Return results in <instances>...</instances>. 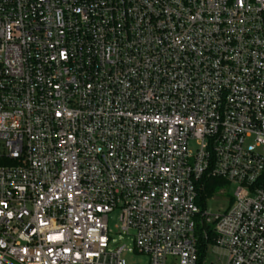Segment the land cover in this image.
Masks as SVG:
<instances>
[{
    "label": "built area",
    "instance_id": "obj_1",
    "mask_svg": "<svg viewBox=\"0 0 264 264\" xmlns=\"http://www.w3.org/2000/svg\"><path fill=\"white\" fill-rule=\"evenodd\" d=\"M114 210L148 264H264V0H0V264H126Z\"/></svg>",
    "mask_w": 264,
    "mask_h": 264
},
{
    "label": "rangeland",
    "instance_id": "obj_2",
    "mask_svg": "<svg viewBox=\"0 0 264 264\" xmlns=\"http://www.w3.org/2000/svg\"><path fill=\"white\" fill-rule=\"evenodd\" d=\"M196 147V142L193 141L189 143V149L191 151H194ZM233 190L234 185L232 184H228L225 187L217 189L216 192L207 200L206 211H208L210 214H220L228 206ZM108 230V235L110 237V248H115L116 246H125L127 249H129V251L122 253V258L125 260L126 264H148V257L146 255L132 251L134 247L132 237L121 234L119 230L117 210H114L109 214ZM211 261H215L214 255L208 256V264Z\"/></svg>",
    "mask_w": 264,
    "mask_h": 264
},
{
    "label": "trees",
    "instance_id": "obj_3",
    "mask_svg": "<svg viewBox=\"0 0 264 264\" xmlns=\"http://www.w3.org/2000/svg\"><path fill=\"white\" fill-rule=\"evenodd\" d=\"M196 185L197 203L201 208H203L206 200L209 199L217 189L227 186L228 183L221 178L205 175L197 182ZM204 231L208 233L210 231V226L204 222V219L198 217L196 219L195 232L199 237L200 258L203 256L204 247L206 246L207 241L210 240V237L207 238V241L203 238Z\"/></svg>",
    "mask_w": 264,
    "mask_h": 264
}]
</instances>
